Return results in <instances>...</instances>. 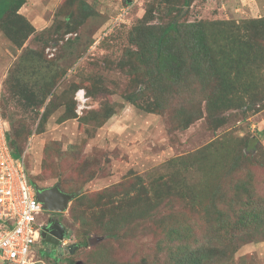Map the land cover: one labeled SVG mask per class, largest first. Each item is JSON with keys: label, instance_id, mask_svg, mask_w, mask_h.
Here are the masks:
<instances>
[{"label": "rangeland", "instance_id": "rangeland-1", "mask_svg": "<svg viewBox=\"0 0 264 264\" xmlns=\"http://www.w3.org/2000/svg\"><path fill=\"white\" fill-rule=\"evenodd\" d=\"M130 1L24 0L18 16L10 12L0 20V114L18 133L27 178L38 187L57 184L77 193L61 212L72 252L63 248L59 263L184 264L187 253L170 256L168 231L189 225L190 238L182 241L201 264H264V227L246 237L236 228L223 237L205 215L212 205L217 214L232 205L233 215L236 202L228 201L240 194L235 184L248 177L258 193L240 194L245 204L239 206L244 209L252 196L250 211L264 209V157L258 156L261 165L245 160L256 143L264 153V107L245 105L236 73L228 106L210 114L205 100L193 101L184 126L171 118L184 101H169V78L158 80L160 93L151 87L144 100L136 99L145 86L136 77L158 65L153 50L139 58L128 38L150 0ZM160 1L158 14L171 0ZM121 9L123 26L90 44ZM263 16L264 0H190L182 11L183 19L202 21L205 30L215 20L230 21L239 36L248 30L244 20ZM248 56L252 63L253 52ZM247 68L237 83L255 75L264 85V70ZM245 136L258 138L247 151L241 150ZM82 238L87 245L73 246ZM38 246H31L34 258Z\"/></svg>", "mask_w": 264, "mask_h": 264}, {"label": "trees", "instance_id": "trees-1", "mask_svg": "<svg viewBox=\"0 0 264 264\" xmlns=\"http://www.w3.org/2000/svg\"><path fill=\"white\" fill-rule=\"evenodd\" d=\"M23 2L24 0H0V20L6 13L10 12L18 16L16 11ZM130 3L132 4L133 0ZM189 3L190 0H171L170 7L165 6L164 10L159 9L158 14L156 8L163 7L161 1L150 0L146 5L141 21L130 29L129 42L136 47L133 53H136L139 58H147V55H150L148 51L153 50L155 68L158 65L156 69L148 67V70H143L138 76L139 78L136 77L139 82H145V86L139 90L135 98L144 100L146 97L145 91L151 87H153V92L160 93L156 87L158 80L169 78L173 81V85L170 87L168 94H166L170 97L169 101L177 98L184 101V104L172 109L173 111L170 112L171 118L174 122L178 121L184 126L185 118H191L190 108H195V102L193 101L198 99L205 100L210 114L228 106L229 100H231L229 91L234 85L232 78L233 74L236 73L235 87L237 93L239 91L241 98L243 97L246 101L245 105L248 108H252V110L254 108L257 110L258 108H263L264 85L260 84L261 79L255 75L247 76L248 78L246 77L245 80H242V83L241 80H238L240 82L237 83V79L243 75L244 70L248 69V66L250 68L254 66L256 70H264V16L244 20L245 27L248 28L244 36L231 32V22L224 20H215L211 23L210 31V29L205 30L202 21H187L183 19L182 11L189 6ZM162 15L166 16L165 19L163 18L164 21L148 23V20L162 18ZM118 23L114 24V28L103 36L97 45L102 40L113 35L119 26H123V24ZM223 23L228 24L223 26ZM221 30H224V36L219 34ZM93 42L94 39L90 44H93ZM244 49L246 50V56ZM250 51L253 52L252 63L248 56ZM145 62L148 64V59ZM257 92L260 93L259 97L255 95ZM250 97L253 98L250 101L252 104L248 105L250 102H247V100H250ZM159 101H167V99L162 97ZM139 106L145 111L154 112V109L152 110L148 105ZM0 115L4 120L5 136L9 151L15 159L21 158L24 150L21 141L16 137L18 133L15 129L10 128L7 118L2 114ZM252 138L258 141L257 137L245 136L241 138V150L247 151L253 145ZM258 144L260 143H256L253 148L256 149ZM255 149L251 155L245 157V160H249L250 164L259 165L262 161L258 156L264 157V153ZM239 152L236 155L237 160H240ZM250 158H253L255 162L251 161ZM29 182L31 181L29 180ZM240 182V184H235L238 193L246 194L249 192L251 195L253 192L258 193V191H255L254 186L251 185L252 180H250V177L246 180H240ZM31 183L33 185L36 184L35 181ZM240 194L239 196H241ZM239 196L232 197L228 201V204L236 202L235 213H233V215L236 214V219L234 218L235 216L229 214L232 205L223 208V212L220 211L218 214L214 212L216 209L212 205L211 208L209 207V209H212L211 212L207 210L205 213L207 221L210 222V227L217 229L219 226V233H223V237L234 233V231L237 232L236 228L238 231H242L246 237L251 235L250 232L252 230L264 227L262 225L264 223V209L257 207L260 209H256V213L250 211L249 205L256 203L252 196L249 197L251 202L243 209L239 204H245V202H242ZM189 227V225L184 227L174 225L170 229L171 231H168V242L171 243L169 253L170 256L175 258L177 256L182 258L187 253L190 260L185 255L186 257L181 259L184 264H201L200 258H193L192 254L188 253L189 242L182 241L190 238ZM65 237L69 238L68 245L65 247H68V252L71 253L69 243L72 241L68 233ZM87 244L88 241L82 238L77 239L73 246L82 247ZM38 248L39 256L37 255L36 257L39 260L38 264H41L45 259L50 260V264H60L59 261H62L56 253H48L39 246ZM67 261L74 263L71 259Z\"/></svg>", "mask_w": 264, "mask_h": 264}, {"label": "built area", "instance_id": "built-area-1", "mask_svg": "<svg viewBox=\"0 0 264 264\" xmlns=\"http://www.w3.org/2000/svg\"><path fill=\"white\" fill-rule=\"evenodd\" d=\"M125 14L123 10L112 16L113 23L101 30L96 41L111 31L114 24L121 22ZM43 211L34 186L27 178L23 157L15 159L9 151L4 120L0 115V264H38L31 246L44 224L43 217L38 220L36 214ZM68 241L69 238L64 237L60 246L65 248Z\"/></svg>", "mask_w": 264, "mask_h": 264}, {"label": "water", "instance_id": "water-1", "mask_svg": "<svg viewBox=\"0 0 264 264\" xmlns=\"http://www.w3.org/2000/svg\"><path fill=\"white\" fill-rule=\"evenodd\" d=\"M35 189V196L38 202L41 203L42 210L61 213L67 210L69 202L76 196V192L69 193L62 191L57 184L50 187H38L33 185ZM42 229L49 231L50 236L54 238L52 243L60 246V241L67 235L68 230L64 227L62 222L58 219H48L46 223L41 226ZM44 236V232L40 234ZM72 245H69L71 249ZM71 251V250H70Z\"/></svg>", "mask_w": 264, "mask_h": 264}, {"label": "flooded vegetation", "instance_id": "flooded-vegetation-1", "mask_svg": "<svg viewBox=\"0 0 264 264\" xmlns=\"http://www.w3.org/2000/svg\"><path fill=\"white\" fill-rule=\"evenodd\" d=\"M61 214L62 213L43 211L44 223H46L48 219H51V220L58 219V220H60L62 222V224L65 227V224L63 223L62 218H61ZM42 232H44V236L43 237L40 235ZM53 239L54 238H52V236H50L49 231H47L45 229H42V228L39 230V236L37 238V243H39L41 245V247L46 252H48V253H56L57 255H59V254H61L63 249H61L62 248L61 246L54 245L52 243Z\"/></svg>", "mask_w": 264, "mask_h": 264}, {"label": "clouds", "instance_id": "clouds-1", "mask_svg": "<svg viewBox=\"0 0 264 264\" xmlns=\"http://www.w3.org/2000/svg\"><path fill=\"white\" fill-rule=\"evenodd\" d=\"M95 35H96V37H97V34H95ZM96 37H95V38H96ZM95 38L93 37V39H94L93 45H94V44H97V43L99 42V40H101V39H102V38H100L98 41H96V39H95ZM93 45H92L91 47H93Z\"/></svg>", "mask_w": 264, "mask_h": 264}, {"label": "crops", "instance_id": "crops-1", "mask_svg": "<svg viewBox=\"0 0 264 264\" xmlns=\"http://www.w3.org/2000/svg\"><path fill=\"white\" fill-rule=\"evenodd\" d=\"M95 35H93V37H94Z\"/></svg>", "mask_w": 264, "mask_h": 264}]
</instances>
